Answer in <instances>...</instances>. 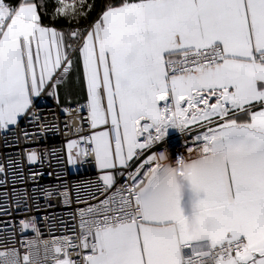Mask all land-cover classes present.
<instances>
[{
    "label": "snow or ice",
    "instance_id": "obj_1",
    "mask_svg": "<svg viewBox=\"0 0 264 264\" xmlns=\"http://www.w3.org/2000/svg\"><path fill=\"white\" fill-rule=\"evenodd\" d=\"M92 9L87 0L51 7L50 0H0V131L24 117L36 125L22 133L30 144L54 131L34 101L48 89L56 94L79 64L86 115L73 120L77 138L64 145L66 164L94 161L102 182L94 190L67 181L43 187L38 182L53 173L30 171L46 199L98 202L79 209L78 233L21 241L24 254L7 248L0 264H264V0H115L86 29L58 26L79 24ZM169 127L198 133L197 158L177 168L153 154L128 173L131 185L106 195L116 170ZM49 154L22 152L41 168ZM9 167L24 181L15 161ZM0 176L7 184L3 164ZM18 196L21 232L39 234L27 217L30 197Z\"/></svg>",
    "mask_w": 264,
    "mask_h": 264
},
{
    "label": "built area",
    "instance_id": "obj_2",
    "mask_svg": "<svg viewBox=\"0 0 264 264\" xmlns=\"http://www.w3.org/2000/svg\"><path fill=\"white\" fill-rule=\"evenodd\" d=\"M71 2V0H68ZM89 26H78L86 29ZM38 105L41 116V122L48 124H55L54 131H47L43 137L40 138L38 144H30L25 140L23 131L34 132L36 125L30 121L28 117H24L18 126L7 131H0V164L5 165L8 170L7 184H0V206L7 209V212H0V251L7 248L15 247L23 255L25 248L21 241L30 240H48L51 241L53 237H61L72 235L73 231L79 232V209L87 207L89 203H97L98 200H93L91 197H83L86 203H76L73 196V203L67 206L61 203V200L53 196L50 199L44 198L41 194L36 192L34 183L27 179L30 171H51L52 176L45 175L38 182L40 186L50 187L52 185H59L67 181L71 185L88 184L92 190L102 183L99 180L101 175L100 170L96 169L94 161H89L86 164L79 166H71L66 164V153L64 145L69 139H76L77 135L71 130L73 120L79 121L81 117L86 115L83 110H79V106L85 104L83 101L61 103L46 92L35 101ZM67 108L68 114H65L62 109ZM79 110V114H78ZM65 125H68L66 127ZM85 132L87 134L89 129L86 123L84 124ZM195 133H182L177 137L166 138L158 141L140 155V159H134L127 169L118 168L116 172V183L106 195L111 194L121 185H131L133 182L128 176L129 172H135L136 168L149 156L156 154L159 156L164 153L166 159L160 163L168 166H179L177 157L180 163L189 162L197 158L199 152V142L194 140ZM19 137V141H17ZM35 147L37 150H49V163H46L42 168L39 164L29 165L26 158L22 156L25 148ZM191 148V152L189 149ZM54 150V153H53ZM58 158L65 163H58ZM15 161L19 165L20 173L25 177L24 181L14 179L9 167V162ZM156 161L146 164L140 169L141 179H144V173L148 168L154 167ZM120 173H123L122 175ZM60 177V179H57ZM3 180V176H0ZM14 189V190H13ZM27 193L30 197L27 201L30 206V211L27 212V217H35L36 226L39 229V234L32 229L21 232L19 228V220L25 218L23 211H13L16 201L19 199L18 194ZM98 195V194H97ZM102 199L103 197H99ZM23 208V205H21ZM10 213V215L8 214ZM75 217V218H73Z\"/></svg>",
    "mask_w": 264,
    "mask_h": 264
},
{
    "label": "crops",
    "instance_id": "obj_3",
    "mask_svg": "<svg viewBox=\"0 0 264 264\" xmlns=\"http://www.w3.org/2000/svg\"><path fill=\"white\" fill-rule=\"evenodd\" d=\"M68 2L71 3L70 1ZM111 2H115V0H106L105 5ZM87 3L93 4V1L91 2L90 0L89 1L87 0ZM105 5H103V8L105 7ZM50 91L52 90L48 89L46 93ZM50 96H52L53 99H56L61 103H68V102L70 103V102H76V101H83L84 103H86V97H87L86 82L82 76V70L79 64H77L76 70H73L68 76V78L61 85L58 86L56 90V94L50 95ZM193 133H195V131ZM180 134H182V132L178 128L169 127L167 131V135L164 139L177 137ZM132 162H130V164ZM175 167L178 168L179 166H175ZM116 175H119V172H116Z\"/></svg>",
    "mask_w": 264,
    "mask_h": 264
},
{
    "label": "trees",
    "instance_id": "obj_4",
    "mask_svg": "<svg viewBox=\"0 0 264 264\" xmlns=\"http://www.w3.org/2000/svg\"><path fill=\"white\" fill-rule=\"evenodd\" d=\"M90 1L91 2L93 1V9L89 12L86 19L82 18L79 24H77L75 21L69 24L66 20L61 19L58 26L64 29H67L70 27L91 25L95 21V19L99 17V15L101 14L103 5H105L106 0H90ZM54 3H55V0H50V7L54 5Z\"/></svg>",
    "mask_w": 264,
    "mask_h": 264
},
{
    "label": "clouds",
    "instance_id": "obj_5",
    "mask_svg": "<svg viewBox=\"0 0 264 264\" xmlns=\"http://www.w3.org/2000/svg\"><path fill=\"white\" fill-rule=\"evenodd\" d=\"M177 161H178V164H179V167L178 168L182 167L184 163H180L179 162V157H177Z\"/></svg>",
    "mask_w": 264,
    "mask_h": 264
},
{
    "label": "rangeland",
    "instance_id": "obj_6",
    "mask_svg": "<svg viewBox=\"0 0 264 264\" xmlns=\"http://www.w3.org/2000/svg\"><path fill=\"white\" fill-rule=\"evenodd\" d=\"M97 169V168H96Z\"/></svg>",
    "mask_w": 264,
    "mask_h": 264
}]
</instances>
